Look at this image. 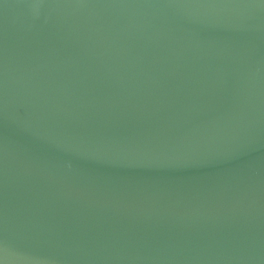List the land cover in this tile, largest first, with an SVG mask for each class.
Returning a JSON list of instances; mask_svg holds the SVG:
<instances>
[{
	"label": "water",
	"instance_id": "95a60500",
	"mask_svg": "<svg viewBox=\"0 0 264 264\" xmlns=\"http://www.w3.org/2000/svg\"><path fill=\"white\" fill-rule=\"evenodd\" d=\"M0 264H264V0H0Z\"/></svg>",
	"mask_w": 264,
	"mask_h": 264
}]
</instances>
